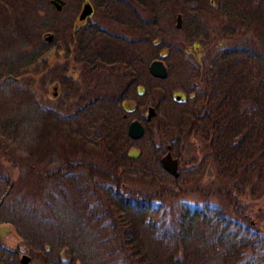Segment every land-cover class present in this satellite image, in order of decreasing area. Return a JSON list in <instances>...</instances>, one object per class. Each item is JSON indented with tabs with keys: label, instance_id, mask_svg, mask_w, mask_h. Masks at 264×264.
Wrapping results in <instances>:
<instances>
[{
	"label": "trees",
	"instance_id": "trees-1",
	"mask_svg": "<svg viewBox=\"0 0 264 264\" xmlns=\"http://www.w3.org/2000/svg\"><path fill=\"white\" fill-rule=\"evenodd\" d=\"M45 1L53 19L29 25L48 14L37 0H0V50L10 51L0 53V194L15 193L8 205L0 204V217L13 224L32 261L264 264L255 195L264 188V51L258 45L264 0H91L100 16L125 32L132 28L134 37L68 20L61 28L60 11ZM39 30L52 31L53 41L40 39ZM215 33L228 43L195 65L193 48L209 47ZM59 39L65 58L45 61ZM156 58L168 68L165 79L148 71ZM70 63H77L76 79L67 74ZM31 67L58 78L63 92L53 104L36 97ZM178 67L185 70L180 77ZM148 105L156 111L150 121L143 113ZM29 106L36 116L25 130ZM132 118L145 126L137 140L127 134ZM185 141L195 148L194 163L172 177L160 159L167 145L178 157ZM131 149L138 157L128 156ZM204 161L213 165L214 185L191 182ZM17 167L24 174L15 178ZM136 175L157 181L158 188L131 186L126 179ZM193 190L202 201H183ZM214 195L218 202L210 200ZM68 200L84 210L94 245L78 250L66 234L57 212ZM162 200H174L176 209L164 207L156 221ZM18 253L0 239V264H20Z\"/></svg>",
	"mask_w": 264,
	"mask_h": 264
},
{
	"label": "rangeland",
	"instance_id": "rangeland-1",
	"mask_svg": "<svg viewBox=\"0 0 264 264\" xmlns=\"http://www.w3.org/2000/svg\"><path fill=\"white\" fill-rule=\"evenodd\" d=\"M65 1H66V5L63 7L62 11L58 12V15H57L58 19L60 20V27L61 28L64 27V21H67V20L71 21L72 26L76 27L78 24H80L82 22V21H79V19H78V14L82 8V5L85 2H89V1L93 5L91 0H65ZM37 4L39 6V9L40 8L46 9L48 11L45 0H37ZM52 17H53V14L50 11H48L47 15H44V16L41 15V17H38V18H35L34 20L29 21V25H31V24L36 25L42 19L50 20V19H53ZM106 19L107 18L104 19L102 16H100L99 11L94 10L92 15H91L90 20H88V21H89V23L97 24L99 27H102L108 31L114 30L116 32H125L123 30V28H124L123 26L115 24V23H111L109 21V19H107V20ZM130 30H131V32H125V33L128 34L129 37H134L135 33L132 32L133 29L130 28ZM39 31H40L38 33L39 37H40V39H42L44 41H46L45 36H44L46 33H52L53 34V32L49 31V30H39ZM249 33H251V31H249ZM7 34L8 33L6 32V30H4L3 35L6 36ZM215 34L213 35V36H215L213 39V42L211 43V45L209 47L201 46L198 48H193L196 51V56L194 57V56L190 55V58H191V61L195 65L205 64L208 56L212 53L213 50H215L219 47H222L228 43L227 41L219 38L218 33H215ZM53 37H54V35H53ZM52 41H53V39H52ZM47 43H50V42H47ZM258 45L264 51V39H262L261 41H258ZM186 48H187V50H190L192 48V45L188 44ZM6 52H10V51H7V48L0 50V53H2V54L6 53ZM161 52L165 53L166 50H162ZM72 53L70 52V54L69 53L68 54L72 55ZM64 54L65 53L63 51V44H62L61 39H59V40H57L56 45H53L47 49V51L43 55V58L47 62L50 59H56L57 60L56 63H58L59 61H61L65 58ZM76 64L74 65L73 63H70L68 65L69 69L67 68L68 73H71V76L75 79L77 78V76L73 75L74 74L73 70H76V71L78 70V68H76V66H77ZM42 66H44L43 63H41L39 65V68L42 69ZM29 71L34 72L31 74V77L34 75L35 78H30V80L32 82V89L35 92V95L38 98L39 102L42 104H46V105L53 104L55 102V100L58 99L57 96L63 92V90L59 84L58 78H53V77L48 76V75H42V73H40V71H35L32 67L29 69ZM184 72H185L184 69L178 67V68H176L174 73H175V76L180 77L181 75L184 74ZM148 106H150V105H148ZM148 106H146L144 108V111H143L144 117L147 113ZM24 110H25L24 113L26 116L25 121H24V128H25V130H29L31 128L33 116H36V114H34L33 108L30 106L25 107ZM156 141H158V140H156ZM21 153H22V155H25L24 151H22ZM195 154H196L195 148L193 147L192 144L188 143L187 141L182 143L181 149H179V156L176 157L178 159V162H179L178 171L181 170V168H183V167L186 168V167H189L190 165H192L194 163L192 156L193 155L195 156ZM198 156H200V154H198ZM212 166L213 165H211V162L207 163L206 161H204V164L202 165V167L200 169L201 172L199 173V175L197 177L194 176V178L191 182L193 184L199 183V184L204 185V186H211V185H214L216 182H218L217 178L215 177V172H214V169ZM2 171H5V169H3ZM19 173L24 174V169L17 167V170H16L14 177L16 178ZM29 181H30V178L27 175V183ZM126 181H128V183L131 186H134L135 188H138L142 191H153V190L157 189L158 185H159L157 181H154L150 177L139 176V175L127 177ZM20 185H23V184L20 183ZM185 186H189V185H185ZM246 190H248V189H246ZM263 191H264V188H259L255 193L256 196L260 195V199L256 203L257 207L259 208L258 211L256 212V219H258L261 223H264V207H263L264 206V199L261 200V198H264V194L262 193ZM14 194L15 193H12L11 196H8V191H4L2 194H0V204L5 203V205L6 204L8 205L10 203V201L12 200V197H14ZM17 195L19 196L20 194L17 193ZM249 196H250V194L245 192L242 196L243 201H247L249 199ZM174 200H172V201L162 200L164 202V206L160 208L159 213L155 214L153 216V218L156 221H160V218H161L160 211H162V209L164 207L169 212L175 211V209H176L175 203L176 202ZM182 200L189 202V203H199L202 201V194L199 190H197V191L193 190L192 192L185 193L184 196L182 197ZM210 200L218 202L220 200V198L219 197L217 198L216 195H214V196L210 197ZM31 202H32V200H31L30 194H28L27 195V207L29 208V210L31 208ZM67 202H69V205L60 208L59 212H57V214H58V217L60 219V222L64 225L63 227L65 228L66 234L73 240L76 248L78 250H82V247L85 248L89 244H91V242L93 240V235L89 231V226H86L87 217L84 214V210H82L76 202H75L76 205L74 203L72 204V200L71 201L68 200ZM253 202H254V200H253ZM36 214L39 216V214L41 215V212L37 211ZM166 217L168 219V216H166ZM50 219H51V217L46 216V220H50ZM1 225H7L10 228L9 231H7L5 236L3 237L2 243L11 249L17 250L19 252L18 253L19 257L21 256L22 253H26V254L30 255V257H31V254L29 253V250H28L26 244L18 236L13 224L11 222H8V221H6V222L3 221V219L0 217V226ZM22 228H23V230H32L29 225H25ZM49 231L50 232L52 231L54 234H56L55 230L53 231L51 229H46V232L49 233ZM59 234H60V232H59ZM63 234H65V233H63ZM92 244L94 245V241ZM98 249H99V247H98ZM64 255H65V252L62 249L60 251V256L62 258H64ZM30 264H43V263L39 262V260L32 261V258H31Z\"/></svg>",
	"mask_w": 264,
	"mask_h": 264
},
{
	"label": "water",
	"instance_id": "water-1",
	"mask_svg": "<svg viewBox=\"0 0 264 264\" xmlns=\"http://www.w3.org/2000/svg\"><path fill=\"white\" fill-rule=\"evenodd\" d=\"M50 3L53 5V7L57 11H61L63 7L65 6V1L64 0H50ZM93 11V7L90 2H85L82 5V8L78 14V19L83 20L87 16H89ZM175 27L177 29H180L182 27V15L178 13L175 18ZM45 40L47 42H51L53 39V34L52 33H46L45 35ZM148 71L151 76L160 78V79H165L168 76V68L166 64L163 62L162 59L156 58L150 61L148 65ZM177 99H179V96H177ZM156 114L155 108L150 105L147 108V113L145 115V120L150 121ZM145 131V126L143 122L137 118H132L127 125V134L131 139H139L144 135ZM139 152L137 149H131L128 151V156L130 158H136L138 157ZM160 163L162 168L172 175L173 177H177L179 174L178 167H179V162L176 157H174L170 151V146L167 145V151L164 155H162L160 159ZM9 227L7 225H1L0 226V239H3L5 236L6 232L9 231ZM31 260L30 255L26 253H22L21 256L19 257V262L20 264H29Z\"/></svg>",
	"mask_w": 264,
	"mask_h": 264
},
{
	"label": "flooded vegetation",
	"instance_id": "flooded-vegetation-1",
	"mask_svg": "<svg viewBox=\"0 0 264 264\" xmlns=\"http://www.w3.org/2000/svg\"><path fill=\"white\" fill-rule=\"evenodd\" d=\"M92 5V4H91ZM92 7H93V5H92ZM93 11H94V8H93ZM93 11H92V13H93ZM92 13L89 15V16H87L85 19H83V20H79V21H82L80 24H78V25H84V24H86V23H89V21L88 20H90V18H91V15H92ZM92 24V23H91ZM163 50H165V49H163ZM73 72H74V74L73 75H76L77 77L79 76V70H73ZM67 74L68 75H71V73H68V71H67Z\"/></svg>",
	"mask_w": 264,
	"mask_h": 264
}]
</instances>
